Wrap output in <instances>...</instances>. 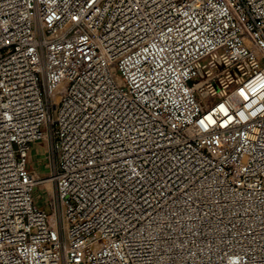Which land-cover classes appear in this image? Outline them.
Listing matches in <instances>:
<instances>
[{"label": "built area", "instance_id": "built-area-1", "mask_svg": "<svg viewBox=\"0 0 264 264\" xmlns=\"http://www.w3.org/2000/svg\"><path fill=\"white\" fill-rule=\"evenodd\" d=\"M0 264H264V0H0Z\"/></svg>", "mask_w": 264, "mask_h": 264}, {"label": "rangeland", "instance_id": "rangeland-1", "mask_svg": "<svg viewBox=\"0 0 264 264\" xmlns=\"http://www.w3.org/2000/svg\"><path fill=\"white\" fill-rule=\"evenodd\" d=\"M46 150H47V146L42 143L36 144L32 147L30 152V162L32 166H35L38 160L43 159V156H45V154L47 153ZM37 189H38L37 190L38 200L44 202L47 198L46 191L42 186H39ZM48 210H50L49 207Z\"/></svg>", "mask_w": 264, "mask_h": 264}, {"label": "bare ground", "instance_id": "bare-ground-1", "mask_svg": "<svg viewBox=\"0 0 264 264\" xmlns=\"http://www.w3.org/2000/svg\"><path fill=\"white\" fill-rule=\"evenodd\" d=\"M45 184H46V186L48 187V189L50 191L53 190L52 183H51V181L49 179L45 180Z\"/></svg>", "mask_w": 264, "mask_h": 264}]
</instances>
